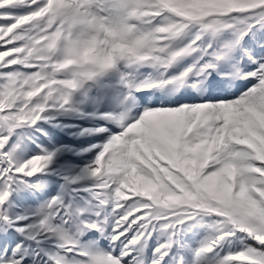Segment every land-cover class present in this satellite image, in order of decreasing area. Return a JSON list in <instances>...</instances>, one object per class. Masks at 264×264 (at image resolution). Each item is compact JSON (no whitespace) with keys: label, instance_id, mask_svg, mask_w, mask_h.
Returning a JSON list of instances; mask_svg holds the SVG:
<instances>
[{"label":"snow or ice","instance_id":"6c2138e0","mask_svg":"<svg viewBox=\"0 0 264 264\" xmlns=\"http://www.w3.org/2000/svg\"><path fill=\"white\" fill-rule=\"evenodd\" d=\"M0 264H264V0H0Z\"/></svg>","mask_w":264,"mask_h":264}]
</instances>
